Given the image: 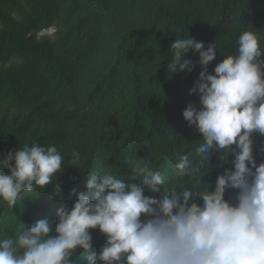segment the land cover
<instances>
[{"label":"trees","instance_id":"16d2710c","mask_svg":"<svg viewBox=\"0 0 264 264\" xmlns=\"http://www.w3.org/2000/svg\"><path fill=\"white\" fill-rule=\"evenodd\" d=\"M48 28L52 36L38 38ZM243 31L256 32L264 51V0H0V107L15 115L10 125L0 120V171H7L5 154L25 145H54L65 161L45 191L22 193L13 209L0 201V239L20 222L47 219L54 228L61 202L70 207L72 189L86 191V175L95 171L118 169L125 183H139L133 166L147 161L178 189L181 179L189 183L174 163L202 139L182 117L188 104L199 108L188 93L200 68L169 76L170 46L187 33L206 46L216 42L211 73L236 54ZM186 58L198 60L191 52ZM253 140L259 165L264 136ZM73 151L79 169L68 165ZM219 156L211 152L212 170L202 178L212 188L232 166L233 157L221 167ZM225 198L234 202L235 192ZM92 235L98 251L105 238ZM74 264L87 261L77 252Z\"/></svg>","mask_w":264,"mask_h":264},{"label":"clouds","instance_id":"9594fccd","mask_svg":"<svg viewBox=\"0 0 264 264\" xmlns=\"http://www.w3.org/2000/svg\"><path fill=\"white\" fill-rule=\"evenodd\" d=\"M236 43V54L211 73L216 42L206 46L187 33L170 46L169 76L200 68L188 93L199 98V108L188 104L182 117L202 139L174 163L176 176L189 183L181 179L178 189L147 161L133 166L131 179L139 183H125L118 169L92 172L86 191L70 192L76 197L70 207L61 202L54 228L47 219L20 222L14 235L0 239V264H74L77 252L87 264H264V162L257 164L253 140L264 136V51L254 31H243ZM190 52L197 61L186 58ZM213 150L221 167L233 157L214 188L202 183ZM80 160L73 151L68 165L79 169ZM4 163L0 201L12 209L22 193L54 184L65 167L56 146L39 144L8 151ZM227 191L235 192L234 202ZM93 231L105 238L98 251Z\"/></svg>","mask_w":264,"mask_h":264},{"label":"rangeland","instance_id":"374dc122","mask_svg":"<svg viewBox=\"0 0 264 264\" xmlns=\"http://www.w3.org/2000/svg\"><path fill=\"white\" fill-rule=\"evenodd\" d=\"M53 32V28H48L40 31L37 36L38 38H40L42 35L52 36ZM13 116L15 118L14 113H10L5 108L0 107V120H2L3 117H6V122L10 125V121L13 119Z\"/></svg>","mask_w":264,"mask_h":264}]
</instances>
